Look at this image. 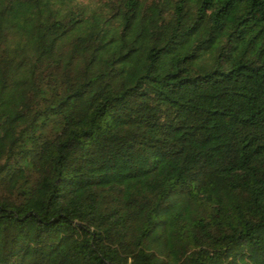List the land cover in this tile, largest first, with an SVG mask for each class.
<instances>
[{
	"label": "trees",
	"instance_id": "trees-1",
	"mask_svg": "<svg viewBox=\"0 0 264 264\" xmlns=\"http://www.w3.org/2000/svg\"><path fill=\"white\" fill-rule=\"evenodd\" d=\"M0 264H264V0H0Z\"/></svg>",
	"mask_w": 264,
	"mask_h": 264
}]
</instances>
